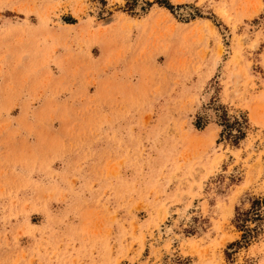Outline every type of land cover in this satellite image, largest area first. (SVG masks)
Wrapping results in <instances>:
<instances>
[{"label":"rangeland","instance_id":"rangeland-1","mask_svg":"<svg viewBox=\"0 0 264 264\" xmlns=\"http://www.w3.org/2000/svg\"><path fill=\"white\" fill-rule=\"evenodd\" d=\"M154 1L0 0V264H264V0Z\"/></svg>","mask_w":264,"mask_h":264},{"label":"trees","instance_id":"trees-1","mask_svg":"<svg viewBox=\"0 0 264 264\" xmlns=\"http://www.w3.org/2000/svg\"><path fill=\"white\" fill-rule=\"evenodd\" d=\"M102 1V0H101ZM103 3H104V1H103ZM154 4H157V5H159V7H164V8H166V9H168V10H172L173 9V6H171L167 1H165V0H155L154 1ZM197 128H200V126L197 124V126H196ZM239 139H241V138H239ZM246 233L247 232H245V234H243V238H245V235H246Z\"/></svg>","mask_w":264,"mask_h":264}]
</instances>
